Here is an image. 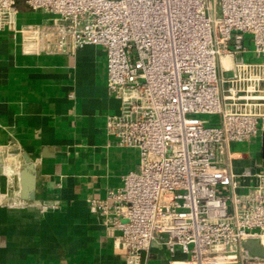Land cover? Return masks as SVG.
I'll return each mask as SVG.
<instances>
[{
  "label": "built area",
  "instance_id": "1",
  "mask_svg": "<svg viewBox=\"0 0 264 264\" xmlns=\"http://www.w3.org/2000/svg\"><path fill=\"white\" fill-rule=\"evenodd\" d=\"M20 1L50 18L17 27ZM7 28L27 51L104 47L121 100L107 130L140 161L122 186L87 201L125 264H149L154 242L184 253L178 264H264L246 246L264 252V168L235 171L253 143L261 155L264 0H0Z\"/></svg>",
  "mask_w": 264,
  "mask_h": 264
},
{
  "label": "crops",
  "instance_id": "2",
  "mask_svg": "<svg viewBox=\"0 0 264 264\" xmlns=\"http://www.w3.org/2000/svg\"><path fill=\"white\" fill-rule=\"evenodd\" d=\"M19 5L17 27L50 18L23 1ZM120 109L121 100L107 86L104 47L27 51L20 33L0 30V144L7 145L0 152V264H125L87 201L105 197L138 168L139 150L118 145L107 130V116ZM256 146L236 161V172L264 168ZM23 153L33 165L32 199L11 192L12 185L21 190ZM19 200L28 205L5 203ZM143 256L149 264L186 259L158 242Z\"/></svg>",
  "mask_w": 264,
  "mask_h": 264
},
{
  "label": "water",
  "instance_id": "3",
  "mask_svg": "<svg viewBox=\"0 0 264 264\" xmlns=\"http://www.w3.org/2000/svg\"><path fill=\"white\" fill-rule=\"evenodd\" d=\"M261 155L264 158V130L261 134ZM24 165L20 170L21 190L20 195L23 199H32L34 197V173L31 158L27 153H23ZM247 248L254 254L263 255V248L256 242H250Z\"/></svg>",
  "mask_w": 264,
  "mask_h": 264
},
{
  "label": "rangeland",
  "instance_id": "4",
  "mask_svg": "<svg viewBox=\"0 0 264 264\" xmlns=\"http://www.w3.org/2000/svg\"><path fill=\"white\" fill-rule=\"evenodd\" d=\"M201 116V118H204V119H206V120H211V121H216L219 117H218V115H207V114H202V115H200ZM255 149V148H254ZM258 157H257V159H259V160H261V155L258 153V154H256ZM235 163H237V162H235Z\"/></svg>",
  "mask_w": 264,
  "mask_h": 264
},
{
  "label": "bare ground",
  "instance_id": "5",
  "mask_svg": "<svg viewBox=\"0 0 264 264\" xmlns=\"http://www.w3.org/2000/svg\"><path fill=\"white\" fill-rule=\"evenodd\" d=\"M224 62L228 64L229 60L227 58H224ZM20 175V174H19Z\"/></svg>",
  "mask_w": 264,
  "mask_h": 264
}]
</instances>
